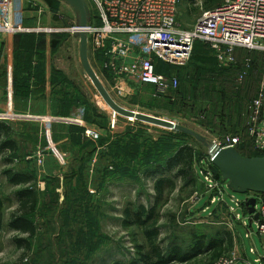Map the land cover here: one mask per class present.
<instances>
[{
    "label": "rangeland",
    "instance_id": "rangeland-1",
    "mask_svg": "<svg viewBox=\"0 0 264 264\" xmlns=\"http://www.w3.org/2000/svg\"><path fill=\"white\" fill-rule=\"evenodd\" d=\"M11 1L13 22L25 29L24 33L10 38L11 41L56 42V52L50 50L56 53L55 65L63 69L66 76L79 86L85 103L68 117H53L56 122L50 123V140L66 157L60 163L47 152L43 166L32 158L36 164L33 163L31 168L37 176L33 187L40 197L38 210L31 218L36 226V236L30 241V250L24 252L12 241L15 237L24 236L4 230L0 235V264H114L127 261L131 256L136 258V245L143 243V235L136 228L122 227V212L128 204L145 208L152 206L153 188L162 175L156 168H166L167 161L177 147L181 146L192 147L196 154L191 171L194 184L188 186L183 180H175L176 188L170 194L168 202L158 208V226L162 232L159 240L163 249L180 247L187 253L195 237H203L209 241L230 233L231 227L223 216L218 214L209 218L200 214V207L210 195H216L214 198L217 203L222 198L220 195L223 193V185L226 187L221 177L217 178L215 170H211L215 190L208 187L210 182L205 179V174L211 163L209 150L193 138L180 135L176 130L123 118L107 107L81 68L79 40L71 32V28L76 26L78 15L71 4L65 0ZM84 1L89 22L97 23L96 11L89 2ZM204 1L181 0L178 7L180 28L192 29L203 11L218 7L227 0H219L209 6ZM7 41H1V68L6 60ZM89 48L91 68L120 107L158 118L176 127L188 128L212 143H217L215 140L232 133L234 128L242 124H233V121L239 119L235 115L227 120L222 105L230 110L239 109L240 115L257 95V70L251 71L242 90L236 93L235 71L231 67L220 66L206 46H196L192 61L190 59L191 63L188 62L189 66L160 67V73L177 79L178 87L171 94L159 97L148 86L137 88L134 84H123L119 91L115 86L117 78L105 67L107 60L105 61L104 56L108 49L94 54L90 46ZM240 55L248 56L242 53ZM253 59V64L258 68L260 56L256 54ZM198 67L202 72L197 71ZM196 73L200 78L198 80H195ZM80 109L83 110V119L78 121L79 124L73 123L77 120L73 116ZM43 118L52 117H24L43 128L41 140L44 143L40 141L30 157L47 146V124L41 120ZM90 129L96 132L97 138L87 135ZM65 136L68 137L65 150L69 152L57 146L56 139L62 140ZM58 143L62 145L61 141ZM242 152L246 155L253 154L250 147ZM1 176L0 173V196L4 201L6 224L16 206L12 196L15 190ZM226 191L238 202H244L247 198V194H234L227 187ZM236 214H240V210H236ZM235 232L244 243L247 257L253 262L254 256L249 252L252 248L250 241L244 238L241 228L236 227ZM253 238L254 247L262 256L260 241L257 236ZM209 259V256H203L187 264H208Z\"/></svg>",
    "mask_w": 264,
    "mask_h": 264
},
{
    "label": "built area",
    "instance_id": "built-area-1",
    "mask_svg": "<svg viewBox=\"0 0 264 264\" xmlns=\"http://www.w3.org/2000/svg\"><path fill=\"white\" fill-rule=\"evenodd\" d=\"M96 11L97 23L90 22L80 29L75 25L71 32H84L92 52L108 49L104 56L105 67L110 69L121 91L123 84L137 88L148 86L156 96H167L178 87L176 78L158 72L159 66L184 67L191 59L196 44L208 47L220 66L231 68L242 65L238 77L241 84L252 68L250 55L260 56L259 84L256 98L248 105L245 127L213 143L218 148L233 147L236 150L249 146L258 157H264V0H227L218 7L203 11L192 29L178 26V7L181 0H86ZM12 1L0 0V41L11 40L24 33L25 29L13 22ZM11 38V39H10ZM248 56L242 57L239 53ZM136 88V89H137ZM83 119V110L73 116ZM16 115L0 113V121L12 122ZM47 124V146L33 157L40 165L49 152L60 163L66 154H61L50 140V123L54 118L41 119ZM87 135L97 138L93 130ZM213 175L208 165L205 179L213 186ZM222 197V195H220ZM255 200L254 215H249L251 225L264 240V195L248 193L245 201ZM222 200V198H220ZM244 201V202H245ZM234 207L244 202L230 198ZM239 217H237L238 219ZM241 220V218L239 219ZM233 254L223 256L212 264H234Z\"/></svg>",
    "mask_w": 264,
    "mask_h": 264
},
{
    "label": "crops",
    "instance_id": "crops-1",
    "mask_svg": "<svg viewBox=\"0 0 264 264\" xmlns=\"http://www.w3.org/2000/svg\"><path fill=\"white\" fill-rule=\"evenodd\" d=\"M52 43L53 42L50 41L8 40L5 64L2 68L0 66L2 70L0 74V112L16 115L18 118L8 123L12 132L10 140L15 142L16 150L13 153L7 151L3 156L0 155L1 177H3L8 186L14 190L18 188L8 183L3 172L12 170L22 175L30 174L34 178L35 184L37 176L33 168H31V165H33V163L36 164V162L32 161L30 155L40 141L44 143V141L41 140L43 138L41 137L42 126L36 122L26 120L24 117L29 115L64 118L68 117L72 112H75L81 104L85 103L79 92V86L73 83L70 77L66 76L63 69L56 67V53H54L56 51L52 48ZM1 46L2 44L0 41V62L1 54H3L1 52ZM240 54L241 53H239V55ZM160 67L161 66H159V69ZM59 141H61L62 145L58 143ZM56 142L59 148H64V151L69 152L65 150V143L68 142L67 136L62 140L56 139ZM69 154L72 156L71 152ZM5 157H11V164L7 166L4 165L3 158ZM44 163L45 158L42 162V166ZM205 187L207 188L206 185ZM211 190H215V188ZM222 191V200L216 203V198H214L216 195L211 194L205 204L200 207V214L204 216L207 215L209 218L218 216L219 214V216H223L226 222H228V225H230L229 234L232 238V248L223 256H229L234 253L236 257L234 264H264V240L257 235L255 225H251L249 215L245 214L243 206L239 208L232 207L230 202L231 196L227 193L224 185ZM226 197L228 200H226ZM236 210H240V214H236ZM237 217L239 218L237 219ZM240 218L241 220H239ZM236 227L244 231V238L251 243L252 248L249 249V252L254 256L253 262L247 257L244 243L235 232ZM253 236H257L260 241L263 251L262 256L258 254L254 247L253 239L255 237L253 238ZM187 263L175 262V264Z\"/></svg>",
    "mask_w": 264,
    "mask_h": 264
},
{
    "label": "trees",
    "instance_id": "trees-1",
    "mask_svg": "<svg viewBox=\"0 0 264 264\" xmlns=\"http://www.w3.org/2000/svg\"><path fill=\"white\" fill-rule=\"evenodd\" d=\"M219 0H205L204 4L209 6L214 2ZM57 45L56 42L52 43V48ZM202 44H196L192 56L193 57L194 50L196 46ZM204 46V45H202ZM208 49V48H207ZM210 51V50H209ZM211 52V51H210ZM212 53V52H211ZM246 55L245 52H241ZM251 60L254 61V55H250ZM215 59V57H213ZM190 61V63H191ZM190 63L187 65L189 66ZM253 64L251 71L257 70V74H259L260 66ZM236 73V83L234 87V91L238 93L242 90L246 80L248 79L251 71L249 72L247 78L241 83L238 82L239 74L242 70V65H238L235 68H231ZM197 71L202 70L198 67ZM205 71V70H203ZM159 72V70H158ZM209 72V71H206ZM195 80L200 79L196 73ZM192 82V80L190 81ZM258 82V80H257ZM258 90V88H257ZM257 96V95H256ZM166 99L165 97H161ZM256 98V97H255ZM222 99V98H220ZM168 100V99H167ZM221 102V101H219ZM252 102V101H251ZM250 102V103H251ZM249 103V104H250ZM248 104V105H249ZM240 105V104H238ZM248 105L245 107L243 112L239 115L240 112L238 110H230L227 109L226 106L222 105L224 108V114H226V119L232 115H235L236 121H233L236 126L241 124V126L234 128L232 133L234 134L245 127L247 116H248ZM238 114V115H237ZM237 115V116H236ZM226 120V121H227ZM9 122L0 121V155L7 151L13 153L16 150L15 142L10 140L11 129L8 126ZM177 132V131H176ZM180 135L186 136L180 132H177ZM249 148L243 147L238 149L237 151L244 157H255L259 156L258 154L246 155L242 152L243 149ZM253 152V151H252ZM11 157L3 158V163L5 166L11 164ZM196 154L194 149L189 146H181L177 147L174 151V154L170 157V159L166 163V168L161 169L160 167L156 168V171L159 170L162 175L161 178L157 179L154 185V197L153 204L150 208H145L141 205L136 206L134 204L126 205L123 213V221L122 227L125 229L136 228L143 235V243L136 245V258L130 257L127 261H119L114 264H172L175 262L178 263H187L198 257L209 256V263L212 264L216 259H219L221 256L227 254L232 248V238L229 233L225 234L223 237H215L209 241H206L203 237H195L193 238V242L190 245L189 252L183 253L182 249L179 247H169L168 250H164L162 244L159 240L160 235L162 234L160 227L158 226V221L160 216L158 214V208L164 205L169 200L170 194L175 190V180H183L185 184L191 186L194 182L191 180V171L195 165ZM211 170H215L217 172V178L221 177L218 170L210 163L209 164ZM4 177H6L8 183L18 188L14 191L13 197L16 202L15 209L13 213L10 215L8 222L4 223V201L0 197V235L6 230L7 232L16 233L19 238H13L14 245L24 252H28L31 247L30 241L36 236V226L34 222L31 221L32 216L37 212L39 207V192L36 188L33 187L34 178L30 174H20L15 173L12 170L4 171ZM244 208V204L242 205ZM245 210V208H244ZM246 214V212H245ZM5 224V225H4Z\"/></svg>",
    "mask_w": 264,
    "mask_h": 264
},
{
    "label": "water",
    "instance_id": "water-1",
    "mask_svg": "<svg viewBox=\"0 0 264 264\" xmlns=\"http://www.w3.org/2000/svg\"><path fill=\"white\" fill-rule=\"evenodd\" d=\"M71 4L77 12L78 21L76 27L82 29L89 23V15L87 6L84 0H65ZM78 38V55L81 68L84 74L91 81L93 87L102 98L103 102L110 110L123 118L132 119L138 122L149 124L152 126L164 128L167 130H176L188 137L199 142L203 147L209 150L211 155V164L218 170L221 180L226 184L228 190L234 194L246 195L248 193H256L264 195V157H244L235 148H218L212 142H209L205 137L198 133L185 128L176 127L169 122L162 121L158 118L146 116L131 112L120 107L110 97L95 72L89 64L90 48L87 43L86 34L84 32L74 33ZM255 200L249 199L244 202V208L247 215H254L257 219V214H254Z\"/></svg>",
    "mask_w": 264,
    "mask_h": 264
}]
</instances>
